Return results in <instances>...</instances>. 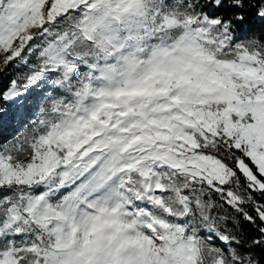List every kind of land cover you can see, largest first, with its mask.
I'll use <instances>...</instances> for the list:
<instances>
[{"label":"snow or ice","instance_id":"6c2138e0","mask_svg":"<svg viewBox=\"0 0 264 264\" xmlns=\"http://www.w3.org/2000/svg\"><path fill=\"white\" fill-rule=\"evenodd\" d=\"M9 128L0 264H264V0H0Z\"/></svg>","mask_w":264,"mask_h":264},{"label":"trees","instance_id":"16d2710c","mask_svg":"<svg viewBox=\"0 0 264 264\" xmlns=\"http://www.w3.org/2000/svg\"><path fill=\"white\" fill-rule=\"evenodd\" d=\"M11 70V69H9ZM19 71H24V69H20ZM7 81L5 80V83ZM13 135H15V131L11 128L7 129V130H0V141H5V140H10ZM228 212V213H232L231 209H223L220 210V213L223 214V212ZM238 228V234L244 238V239H248L250 237H252L253 235H255V231L254 228L251 224L245 222L243 220L242 217L238 218L237 221L235 222ZM232 225L230 224L229 227H231Z\"/></svg>","mask_w":264,"mask_h":264}]
</instances>
